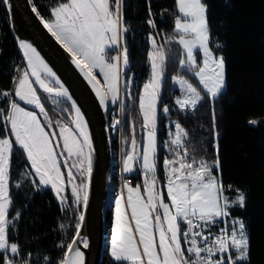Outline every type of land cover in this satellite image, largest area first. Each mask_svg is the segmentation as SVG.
Returning a JSON list of instances; mask_svg holds the SVG:
<instances>
[{"label": "trees", "instance_id": "trees-1", "mask_svg": "<svg viewBox=\"0 0 264 264\" xmlns=\"http://www.w3.org/2000/svg\"><path fill=\"white\" fill-rule=\"evenodd\" d=\"M31 1L47 22L51 21L55 5L67 0ZM116 3L117 0H109L111 10L115 9ZM207 10L208 44L214 54L222 55L225 76L224 89L213 98L200 86L190 67L180 66L184 53L177 41L180 33L174 29V20L179 16L176 0H120V51L126 59V67L121 75V141L118 134H111L115 168H118L119 147L122 146L125 154L131 149L133 169L128 172L122 169V172L130 178L131 185H141L138 157L142 151L144 120L140 97L143 85L151 77L150 39L157 35L154 17L160 15L169 22L162 46L164 58L155 152V173L164 200H168L164 189L165 146L170 142L169 126L175 121L183 129L180 149L187 159L216 164L211 169L219 175L223 192L230 198L238 194L244 197L242 204L228 207L226 216V219L241 220L247 236V255L234 264H264V0H209ZM76 53L82 56L80 51ZM117 53V45L110 40L106 58L110 60ZM24 71L4 0H0V139L8 138L11 145L5 241L16 248L13 255L0 250V264H5L8 258L17 264H60L79 221L82 195L77 200L67 188L68 199L62 202L52 188L41 185L7 116L12 103L38 113L54 145L57 142L59 164L66 178L63 159L67 154L62 150L56 122L62 118L71 124L68 113L61 109L66 108L72 114L73 110L67 102L51 103L37 88L43 114L20 102L14 88ZM93 71L103 81L101 74ZM174 75L188 79L201 89L202 99L192 109L182 110L176 106L175 99L180 92L173 86ZM254 120L257 124L250 125ZM83 165L80 172L73 175L84 186V161ZM115 182L116 179L113 184ZM110 214L111 211L107 220L108 240L112 233ZM222 222H213L209 225L210 230L216 231ZM103 264H129V261L111 256L107 248Z\"/></svg>", "mask_w": 264, "mask_h": 264}, {"label": "rangeland", "instance_id": "rangeland-1", "mask_svg": "<svg viewBox=\"0 0 264 264\" xmlns=\"http://www.w3.org/2000/svg\"><path fill=\"white\" fill-rule=\"evenodd\" d=\"M119 2L117 0L114 10L110 9L109 0L58 2L52 10L51 21H47L50 28L72 51L75 49L81 52L82 56L78 53L79 56L91 70H97L101 74L112 104L117 106L112 108V123L117 111L122 114L121 75L126 67V59L120 51ZM208 2L209 0H176L179 16L174 20V29L180 33L177 41L184 53L180 66L190 67L200 86L213 98L224 89L225 76L222 55L214 54L208 44ZM168 25L169 22L162 16L154 17L157 35L150 39L151 77L146 85L158 87V100L164 58L162 46L165 43L164 31ZM110 40L117 45L118 53L109 60L105 52ZM22 75L15 84L16 98L34 105L43 114L34 85L30 84L26 75ZM172 83L180 92L175 99L178 108L192 109L202 99L201 89L188 79L174 75ZM47 97L53 104L67 102L71 107L64 98ZM61 111L68 113L67 118L71 120V124L62 118L56 122L62 150L67 154L63 159L67 168L65 188L57 196L60 201H66L68 188L77 200L82 195V200L84 186L77 182L73 174L84 166V150L73 129L74 112L69 113L66 108ZM163 111L166 113V109ZM168 134L170 142L165 146L167 157L163 164L164 189L168 200H164L162 186L155 173V157L142 169L143 140L142 151L138 157L142 174L141 185H131L132 181L123 188L117 185L118 189L112 195V233L108 242V254L126 259L129 264H143L140 240L142 242V235L146 233L152 237H164L163 244L171 254L170 263L167 264H234L245 258L247 236L244 224L236 218L226 219L228 207L242 204L243 195L230 198L223 192L219 175H215L211 169L216 164L208 165L187 159L180 149L183 129L175 121L170 124ZM119 137L121 141V136ZM7 145L11 149L9 140L0 139V184H4L2 181H5L6 164L9 163L10 149H6ZM117 157V172L120 167L127 172L133 169L131 149L125 154L120 146ZM1 204H4V200L0 197V206ZM218 220H222L223 224L216 231L210 230L209 225ZM2 251L8 254L14 252L13 248L10 252ZM5 264L17 263L8 258Z\"/></svg>", "mask_w": 264, "mask_h": 264}, {"label": "water", "instance_id": "water-1", "mask_svg": "<svg viewBox=\"0 0 264 264\" xmlns=\"http://www.w3.org/2000/svg\"><path fill=\"white\" fill-rule=\"evenodd\" d=\"M4 3L32 84L47 96L67 99L74 112L73 129L84 150L85 182L79 221L60 264H103L117 174L109 126L114 104L97 73L56 35L31 0ZM32 62L54 87L41 83ZM256 124L255 120L250 122Z\"/></svg>", "mask_w": 264, "mask_h": 264}, {"label": "crops", "instance_id": "crops-1", "mask_svg": "<svg viewBox=\"0 0 264 264\" xmlns=\"http://www.w3.org/2000/svg\"><path fill=\"white\" fill-rule=\"evenodd\" d=\"M149 61L151 64L150 54ZM25 75L33 86L27 72L22 76ZM146 84L147 83L143 85L140 97V108L144 120V152L142 153L141 158V165L144 166L142 169H145L146 165L148 166V164L152 162L157 147L156 119L158 112V87L156 85L154 87H147ZM20 102L25 103L23 101ZM27 105L34 107V105L31 104ZM7 118L13 134L25 150L32 166L34 167L36 176L41 185L50 187L54 190L56 195L59 194L61 190L65 188L64 175L60 168L54 142L50 133L43 126L38 113L34 109L24 107L18 103H12ZM3 139L9 140L8 138ZM6 149H10L8 145L6 146ZM6 167L5 181H2L4 184H0V197L2 201L4 200V204H1L0 206V250H8L10 252V249L13 248L14 252L11 254L13 255L16 248L14 246H9L5 241L7 222L6 213L9 206L7 164ZM141 239L142 242L140 240V245L144 257L142 261L143 264L170 263L169 257H171V254L163 244L164 237H152L144 233Z\"/></svg>", "mask_w": 264, "mask_h": 264}, {"label": "built area", "instance_id": "built-area-1", "mask_svg": "<svg viewBox=\"0 0 264 264\" xmlns=\"http://www.w3.org/2000/svg\"><path fill=\"white\" fill-rule=\"evenodd\" d=\"M39 79L41 81V83L47 87H54V84L52 83V81L50 79H48L45 75L43 74H40L39 76ZM59 98H62V97H59ZM65 99V98H64ZM67 100V99H65ZM111 118H112V113H111V117H110V122H109V126H110V133L111 134H118L119 136H121L120 132H121V129H122V121H121V115L120 113L117 111L116 112V116H115V121L112 123L111 121ZM120 149V147H119ZM119 152V150H118ZM119 177V179H118ZM117 181H118V184H117ZM130 178L129 177H125L123 172H122V168L120 167V169L118 170L117 172V175H116V182L115 184L113 185V192H112V195L114 193H116L117 189H118V186L117 185H120L121 188L124 187L125 184L127 183H130ZM64 196L66 197V193H64Z\"/></svg>", "mask_w": 264, "mask_h": 264}, {"label": "bare ground", "instance_id": "bare-ground-1", "mask_svg": "<svg viewBox=\"0 0 264 264\" xmlns=\"http://www.w3.org/2000/svg\"><path fill=\"white\" fill-rule=\"evenodd\" d=\"M32 67L35 70V73L37 74V76L39 74H43L40 70V68L37 66V64H35L34 62H32ZM70 264H75L73 261L70 262Z\"/></svg>", "mask_w": 264, "mask_h": 264}, {"label": "flooded vegetation", "instance_id": "flooded-vegetation-1", "mask_svg": "<svg viewBox=\"0 0 264 264\" xmlns=\"http://www.w3.org/2000/svg\"><path fill=\"white\" fill-rule=\"evenodd\" d=\"M111 219H112V217H111V214H110V221H111ZM111 223H112V221H111ZM109 241V240H108Z\"/></svg>", "mask_w": 264, "mask_h": 264}]
</instances>
